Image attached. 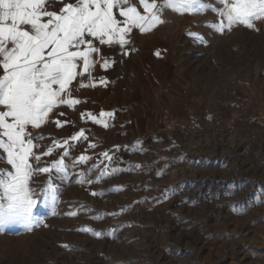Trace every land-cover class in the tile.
I'll use <instances>...</instances> for the list:
<instances>
[{
    "label": "rangeland",
    "instance_id": "1",
    "mask_svg": "<svg viewBox=\"0 0 264 264\" xmlns=\"http://www.w3.org/2000/svg\"><path fill=\"white\" fill-rule=\"evenodd\" d=\"M161 16L152 31H132L129 55L99 45L115 61L93 71L107 85L74 90L82 102L50 117L73 123L33 131L45 137L37 153L61 151L48 137L83 129L88 140L63 149L67 178L52 176L58 199L38 200L31 230L0 226V264H264V21L220 33L206 26L218 21L212 11ZM100 111L114 113L106 129L80 118ZM181 122L197 126L189 141ZM82 154L91 159L74 164ZM48 180L38 175L33 189Z\"/></svg>",
    "mask_w": 264,
    "mask_h": 264
},
{
    "label": "snow or ice",
    "instance_id": "2",
    "mask_svg": "<svg viewBox=\"0 0 264 264\" xmlns=\"http://www.w3.org/2000/svg\"><path fill=\"white\" fill-rule=\"evenodd\" d=\"M216 2L219 8H209L205 0H0V165H7L0 167V226L24 221L31 230L38 200L49 195L53 202L58 199V188L52 176L67 178L65 160L70 152L63 149L70 150L72 142L88 140V137L83 129L61 141L48 137L61 151L54 153L53 148H47L37 153L36 141L45 137L32 133L50 122L56 127L73 123L51 121L50 117L53 113L58 117L66 116V112H56V109H74L82 102L73 96L74 90L107 85L108 81L97 78L93 71L97 65L107 70L115 61L105 56L99 45L116 44L123 55H129L126 46L131 41L132 31L146 33L164 23L162 9L178 14L212 11L218 21L206 26L220 33L236 25L255 29L257 21H264V0ZM193 38L203 42L200 37ZM113 116L114 113L104 111L80 113L81 119L105 129L109 124L103 118ZM95 147L94 143L89 144V148ZM54 154L60 159L39 166L42 157ZM102 155L107 161L112 160L108 151ZM89 159L82 154L74 164H84ZM41 174H47L49 180L42 191L37 192L32 184ZM106 174L105 168L100 177ZM78 182L91 183L86 179ZM85 231L92 232L91 229Z\"/></svg>",
    "mask_w": 264,
    "mask_h": 264
},
{
    "label": "built area",
    "instance_id": "3",
    "mask_svg": "<svg viewBox=\"0 0 264 264\" xmlns=\"http://www.w3.org/2000/svg\"><path fill=\"white\" fill-rule=\"evenodd\" d=\"M179 134L185 141L191 140L198 132L197 126L190 122H181L177 124Z\"/></svg>",
    "mask_w": 264,
    "mask_h": 264
}]
</instances>
